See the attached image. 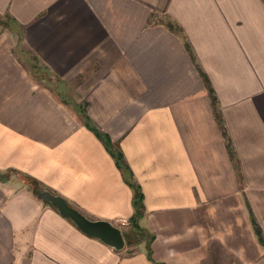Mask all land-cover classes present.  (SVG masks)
<instances>
[{"label":"crops","instance_id":"obj_1","mask_svg":"<svg viewBox=\"0 0 264 264\" xmlns=\"http://www.w3.org/2000/svg\"><path fill=\"white\" fill-rule=\"evenodd\" d=\"M252 221L264 241V0H0V264H264Z\"/></svg>","mask_w":264,"mask_h":264},{"label":"water","instance_id":"obj_2","mask_svg":"<svg viewBox=\"0 0 264 264\" xmlns=\"http://www.w3.org/2000/svg\"><path fill=\"white\" fill-rule=\"evenodd\" d=\"M37 198L51 205L62 218L72 222L87 237L97 239L116 251L124 248L125 241L118 227L111 225L107 221L89 220L76 209L72 208L63 197L52 194L49 191H39Z\"/></svg>","mask_w":264,"mask_h":264},{"label":"trees","instance_id":"obj_3","mask_svg":"<svg viewBox=\"0 0 264 264\" xmlns=\"http://www.w3.org/2000/svg\"><path fill=\"white\" fill-rule=\"evenodd\" d=\"M87 128H89L95 135L96 137L103 143V145L105 146V149L107 150V152L113 157L115 158V161H116V164L119 168H122L123 166V161H122V156H121V153L115 149L113 147V145L111 144L109 138L107 135L99 132L94 126L90 125V123H88V119H87V124H86ZM223 135H225V133L223 132ZM227 150L229 152V154L232 156V151H231V148H230V145H229V142L227 140ZM131 223H132V227L137 229V226H136V221L133 219H131ZM252 225L254 226V229H255V234L257 235L259 241L261 242V244L264 246V241L260 235V230L258 229V227L253 224V221H252Z\"/></svg>","mask_w":264,"mask_h":264},{"label":"rangeland","instance_id":"obj_4","mask_svg":"<svg viewBox=\"0 0 264 264\" xmlns=\"http://www.w3.org/2000/svg\"><path fill=\"white\" fill-rule=\"evenodd\" d=\"M123 238L125 241V246H124L125 253L127 254L133 253L134 248L132 246L135 245V242H137L139 237L132 231L131 232L129 231L123 233Z\"/></svg>","mask_w":264,"mask_h":264}]
</instances>
